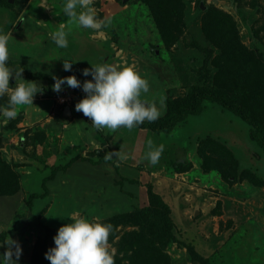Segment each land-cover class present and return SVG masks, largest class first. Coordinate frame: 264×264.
Masks as SVG:
<instances>
[{
	"label": "rangeland",
	"instance_id": "obj_1",
	"mask_svg": "<svg viewBox=\"0 0 264 264\" xmlns=\"http://www.w3.org/2000/svg\"><path fill=\"white\" fill-rule=\"evenodd\" d=\"M64 2L0 0V30L11 34V57L33 71L65 70L82 81L92 78L82 72L91 62L132 65L149 79L142 96L157 103L160 117L194 91L214 89L250 107L264 125V0H91L98 18H111L101 29L80 26L64 13ZM61 24L74 35L67 37L69 54L54 53L52 36ZM22 41L28 45L20 47ZM64 59L75 60L72 70ZM34 82L44 90L33 104L19 106L14 118L0 114V233L10 230L0 238V255L12 237L22 247L18 258L13 254L15 264H31L37 242L75 213L101 222L134 216L116 221L109 236V247L125 263L132 256L153 264H264V150L251 137L252 125L204 101L200 115L171 133L122 131L118 139H135L138 160L145 159L150 136L165 146L156 164H125L106 127L97 129L75 109L74 87L57 92L47 81ZM7 99L0 97V104ZM108 151L113 158L105 160ZM163 206L173 240L152 238L158 234L143 229L137 216ZM151 240L155 252L148 251Z\"/></svg>",
	"mask_w": 264,
	"mask_h": 264
},
{
	"label": "clouds",
	"instance_id": "obj_2",
	"mask_svg": "<svg viewBox=\"0 0 264 264\" xmlns=\"http://www.w3.org/2000/svg\"><path fill=\"white\" fill-rule=\"evenodd\" d=\"M52 6V5H49ZM48 6V7H49ZM64 13L85 28L101 29L111 23V18H98L91 0H65ZM10 33L0 30V97L8 95L7 105L0 104V114L6 118H14L19 106L33 104L38 89L34 80L23 77V67L11 66L9 40ZM53 40L59 47L68 46L67 33L64 25L53 33ZM75 60L64 59L63 67L68 70ZM82 69L83 75L91 74V79L81 80L75 74L54 76L53 90L60 92L67 83L70 87H82L86 95L76 102L75 109L90 117L97 129L116 130L120 127L133 129L145 120L155 121L161 115L156 102H150L142 96L150 90L149 79L142 75L134 66L118 67L111 63L94 64ZM14 76V87L10 78ZM163 98L160 104H163ZM144 158L150 164L159 162L164 151V144L156 145L149 138L146 141ZM119 159H127L129 153L115 151ZM105 160L113 158V151L105 153ZM71 222L62 224L54 235V246L49 247L45 256L51 264H115L114 250L109 247V236L114 235L116 226L111 222H101L86 216L69 215ZM7 250L0 255V264H15L22 253L20 243L10 237L3 244ZM15 245V247H13Z\"/></svg>",
	"mask_w": 264,
	"mask_h": 264
},
{
	"label": "trees",
	"instance_id": "obj_3",
	"mask_svg": "<svg viewBox=\"0 0 264 264\" xmlns=\"http://www.w3.org/2000/svg\"><path fill=\"white\" fill-rule=\"evenodd\" d=\"M147 1V0H144ZM9 65L16 66V67H23V77L30 78L34 80H47L49 84H54L55 80L54 77L50 74H46L43 72H32L29 70L28 66L22 62L15 61L9 58L8 60ZM60 76H68V74L60 75ZM58 76V77H60ZM74 93L78 96L77 101L83 98L85 92L82 91V87H75ZM204 101H211L217 103L224 108L228 109L246 123L253 126L254 131L251 135L252 139L264 150V125L261 121L257 120L251 111V108L248 106H241L240 104L236 103L232 97L225 95L224 93L218 92L214 89H203V90H196L190 96V98L183 104L180 105L178 108L170 110L164 117H160L155 121H148L145 120L142 124L138 125L137 127L140 129H147L151 130L157 134L164 133L168 134L171 133L177 125L186 120L189 116L200 115L203 112V102ZM151 196V200H152ZM160 207H149L147 209H143L141 214L139 213L137 216L141 219L139 220L141 224H143V229L149 230L153 235L158 234V236H153L152 238H162L163 241L165 240H173V225L172 219L168 217L169 208L165 207L166 215L162 218L163 220L160 222L158 218L159 210L164 208ZM134 218L132 215H123L113 217L108 219L107 222H111L115 225V222L122 223L127 218ZM10 233V230L2 231L0 233V238L5 239L7 235ZM54 235L51 231L37 242L35 247V253L33 257V262L31 264H51V261L46 258H41V254L45 255L46 251L51 247L50 240H52ZM152 241V240H151ZM135 243L139 248L143 249L144 246L142 245L144 242L138 239L135 240ZM132 243V244H133ZM156 242H151L150 248L148 251L155 252L156 249L154 248ZM139 250V249H137ZM154 259V258H153ZM156 263V260H149L146 258L141 257H129L128 263L123 262L119 257H115V264H153Z\"/></svg>",
	"mask_w": 264,
	"mask_h": 264
},
{
	"label": "crops",
	"instance_id": "obj_4",
	"mask_svg": "<svg viewBox=\"0 0 264 264\" xmlns=\"http://www.w3.org/2000/svg\"><path fill=\"white\" fill-rule=\"evenodd\" d=\"M67 33V37H69L71 40H73V37H74V35L73 34H71V32H66ZM72 42V41H71ZM20 43V45L21 44H23L24 43V41H22V42H19ZM75 44V43H74ZM19 45V46H20ZM26 45H28V44H23V45H21L20 47H23V46H26ZM56 50H54V53H58V52H60L61 51V53L63 52V51H65V53L66 54H69L68 52H67V49H66V47H64V50H60V48L61 47H59V46H56V47H54ZM35 49H37V47H36V45H35ZM44 53H46V52H48V51H45L46 50V48H45V50L44 49H41ZM50 54V53H49ZM10 59H12V60H15V61H19L18 59H16V58H13V57H9ZM21 60V59H20ZM20 62V61H19ZM22 63H24L25 64V62L24 61H21ZM28 68H29V66H28ZM29 70H31L30 68H29ZM70 70H72V69H70ZM32 72H42L41 70H37V71H33V70H31ZM58 72V73H57ZM56 72V74L55 75H51V76H60V75H64V74H68V75H72L73 73H70L69 71H57ZM73 72V71H72ZM46 74H48L47 72H46ZM79 79H81V77L78 75V74H75ZM43 81H47V80H43ZM47 87L50 89L51 88V90H53L52 89V87H50V86H52L51 84H49L48 85V81H47ZM64 86H67V87H69V89H71L70 88V86H68L67 85V83H65L64 84ZM63 87V86H62ZM55 91V90H54ZM71 91V90H70ZM62 92H66V91H64L63 90V88H62ZM86 94V93H85ZM66 108V107H65ZM71 113H72V109H71ZM146 130V129H145ZM108 131H109V129L108 128H106V130H105V136H108L109 138H110V146L111 147H113L112 149L114 150V152L116 151V150H119L120 149V151L121 152H126V153H129V156H128V158L127 159H124V160H121V162L122 163H125V164H128V163H130V164H136L137 162H144L146 159H144V160H138L136 157H135V155H134V152H133V149H134V146H136V141H135V139L133 140V141H131V139L129 138V139H127V138H124V137H121L120 139H118V136L122 133V131H130V132H133L134 133V135L135 136H137L136 134L137 133H139L140 131H144V129H140V128H138V127H135V128H133V129H127L126 127H120L119 129H116L115 131H112V130H110L109 132V134H108ZM150 131V130H149ZM157 134V133H156ZM158 135V134H157ZM150 138H151V136H150ZM123 143V144H122ZM119 158V157H118ZM147 161V160H146Z\"/></svg>",
	"mask_w": 264,
	"mask_h": 264
},
{
	"label": "water",
	"instance_id": "obj_5",
	"mask_svg": "<svg viewBox=\"0 0 264 264\" xmlns=\"http://www.w3.org/2000/svg\"><path fill=\"white\" fill-rule=\"evenodd\" d=\"M124 1H129V0H124ZM71 114V107L70 106H66L65 110H64V116H68Z\"/></svg>",
	"mask_w": 264,
	"mask_h": 264
},
{
	"label": "built area",
	"instance_id": "obj_6",
	"mask_svg": "<svg viewBox=\"0 0 264 264\" xmlns=\"http://www.w3.org/2000/svg\"><path fill=\"white\" fill-rule=\"evenodd\" d=\"M61 101L64 102L65 100L62 98Z\"/></svg>",
	"mask_w": 264,
	"mask_h": 264
}]
</instances>
